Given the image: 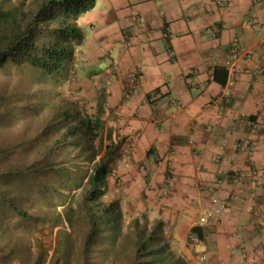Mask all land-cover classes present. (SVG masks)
<instances>
[{"label":"crops","instance_id":"1","mask_svg":"<svg viewBox=\"0 0 264 264\" xmlns=\"http://www.w3.org/2000/svg\"><path fill=\"white\" fill-rule=\"evenodd\" d=\"M78 24L120 189L189 264H264V0H98ZM212 198L226 210L190 246Z\"/></svg>","mask_w":264,"mask_h":264},{"label":"trees","instance_id":"2","mask_svg":"<svg viewBox=\"0 0 264 264\" xmlns=\"http://www.w3.org/2000/svg\"><path fill=\"white\" fill-rule=\"evenodd\" d=\"M97 1L37 0L36 6L24 8L12 0H0V182L12 177L19 184V189L0 188L2 233L7 232L12 224L29 232L39 222L64 224L62 214L56 209L35 208L32 200L49 201V195L61 196L59 191L69 189V184L77 180V176L66 167L71 161L68 146L77 145L82 137L94 138L100 122L92 123L83 118L75 126L66 123V133L62 134L64 144L58 143L50 123L41 128L29 127L25 115L30 107L36 108L38 104H26L22 99L26 89L22 78L30 75H27L28 71L48 75L57 72L59 63L65 60L68 52L84 42L85 34L78 20L82 14L94 9ZM9 69L23 76L7 75ZM63 116L67 119L73 115L67 112ZM70 134L76 138L73 142L68 140ZM108 138L112 140V135L109 134ZM116 142L113 141L107 152L95 161L82 187L89 225L80 247L78 264H94V254L102 240V227L117 230L121 216L119 204L103 201L109 189L110 168L116 161L118 164L122 153V142L118 137ZM22 148L23 154L19 151ZM11 153L19 155L17 167L5 163ZM77 186L81 188V185ZM162 226V222L157 221L155 228L144 231L140 222H136L134 264H189L177 254L169 237L158 235V228ZM64 234L70 239V234ZM193 238L198 242L204 240L201 226L191 229L189 241ZM9 243L0 253V264H47L44 256H34L31 249L19 240L10 238ZM48 264H60V260L53 259Z\"/></svg>","mask_w":264,"mask_h":264},{"label":"rangeland","instance_id":"3","mask_svg":"<svg viewBox=\"0 0 264 264\" xmlns=\"http://www.w3.org/2000/svg\"><path fill=\"white\" fill-rule=\"evenodd\" d=\"M12 1L24 8L37 5V0ZM82 31L85 37L89 36V30L85 31L83 28ZM83 46H86L85 42L81 46L73 47L65 60L59 63L57 72L53 75L28 71L29 78H22L23 86L26 88L22 99L26 104L29 102L38 104L36 108L30 107L28 114L25 115L24 120L29 124V127L41 128L50 123L57 134L58 143L64 144L62 134L66 133V123L67 126H75L83 118H88L92 123L97 120L100 122L94 138L82 137L78 139L77 145L68 146L71 161L66 163V167L77 176V180L69 184V189L59 191L61 196L49 195V201L32 200L34 207L56 209L62 214L64 224L57 225L54 221L39 222L31 228L30 232L21 227H14L12 224L7 232L2 233L0 230V253L6 244H10V238H13L29 247L34 256H44L47 264L53 259L60 260V264H78L80 247L84 243L89 225L88 211L81 194L82 187L85 186L95 161H98L107 152L113 141L117 143L110 117L104 111L106 106L103 91L105 88L101 82L92 80V73L84 64ZM105 64L106 61L97 67H106ZM15 72L9 69L7 75L23 76L21 73L15 74ZM67 112L73 116L66 119V115L63 116V114ZM109 134L112 135V140L108 138ZM75 139L71 134L68 136L70 142ZM19 151L23 154L24 148ZM91 157H94L95 160L93 161ZM5 163H13L17 167L19 155L11 153L5 159ZM113 165L110 168L109 189L103 197V201L106 204L118 202L121 216L118 218L116 231H109L102 227V240L94 254V264H134L136 259V222H140V228L144 231L155 228L157 222H153L148 216L141 213L133 201V196L125 195L120 189L123 185L122 165L117 164V161ZM77 185H81V188ZM7 187L19 189V184L10 177L8 180L0 182V188ZM64 233L70 234V239ZM158 235L167 236L163 226L158 228ZM188 242L190 246L198 244L193 239Z\"/></svg>","mask_w":264,"mask_h":264},{"label":"built area","instance_id":"4","mask_svg":"<svg viewBox=\"0 0 264 264\" xmlns=\"http://www.w3.org/2000/svg\"><path fill=\"white\" fill-rule=\"evenodd\" d=\"M249 55L247 54V57ZM241 58L239 54V48L234 47L229 59L226 62V67L230 73L234 72L235 63ZM229 103V100H227ZM226 210V203L218 198H212L209 205L202 211L199 217L200 226L215 225L222 213ZM193 241L198 243L196 238H193Z\"/></svg>","mask_w":264,"mask_h":264}]
</instances>
